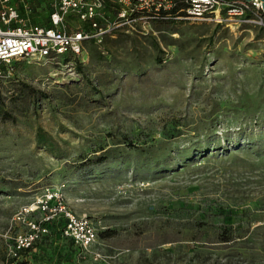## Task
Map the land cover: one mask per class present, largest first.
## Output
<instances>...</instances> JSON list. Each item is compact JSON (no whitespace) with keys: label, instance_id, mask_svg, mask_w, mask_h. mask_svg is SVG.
<instances>
[{"label":"rangeland","instance_id":"rangeland-1","mask_svg":"<svg viewBox=\"0 0 264 264\" xmlns=\"http://www.w3.org/2000/svg\"><path fill=\"white\" fill-rule=\"evenodd\" d=\"M13 2L49 23L50 1ZM84 47L73 80L0 63V264H264V30L183 19Z\"/></svg>","mask_w":264,"mask_h":264},{"label":"built area","instance_id":"built-area-1","mask_svg":"<svg viewBox=\"0 0 264 264\" xmlns=\"http://www.w3.org/2000/svg\"><path fill=\"white\" fill-rule=\"evenodd\" d=\"M45 1V0H42ZM49 23L32 24L24 14L27 4L18 9L13 0H0V63L42 60L66 70L70 80L78 77L76 59L87 43L100 46L118 33L143 34L151 25L177 20L253 23L264 30L261 2L252 0H48ZM22 12V14H21ZM78 25L70 29L67 18ZM63 235L88 248L96 234L86 218L65 215ZM29 245V244H28Z\"/></svg>","mask_w":264,"mask_h":264},{"label":"trees","instance_id":"trees-1","mask_svg":"<svg viewBox=\"0 0 264 264\" xmlns=\"http://www.w3.org/2000/svg\"><path fill=\"white\" fill-rule=\"evenodd\" d=\"M170 22H172V21H170ZM80 68V67H79ZM105 160V158H104V156H103V158H100V159H98L97 161H98V163H102L103 161ZM96 161V162H97ZM61 221L59 222V225H60V227H61V233L63 234V230H64V228H65V225H66V219L64 218V217H62L61 216ZM36 225L39 227V228H41L42 230H45L47 227H50L51 228V226H52V224H51V221H50V219L49 218H46L44 221H41V222H36ZM37 237H38V235H36ZM71 242H73L74 243V241L72 240V238H68ZM32 244L33 243H29V245L27 246V247H25V246H18V248L16 249V247H15V251L13 252V257L14 258H16V256H18V255H21V254H23V253H28V252H30L31 251V249H32ZM14 258H12V259H10V261H13V260H15ZM6 262H8V260L6 259Z\"/></svg>","mask_w":264,"mask_h":264},{"label":"water","instance_id":"water-1","mask_svg":"<svg viewBox=\"0 0 264 264\" xmlns=\"http://www.w3.org/2000/svg\"><path fill=\"white\" fill-rule=\"evenodd\" d=\"M242 1L248 3V2H251L252 0H242ZM259 1L261 2V11L264 16V0H259Z\"/></svg>","mask_w":264,"mask_h":264}]
</instances>
